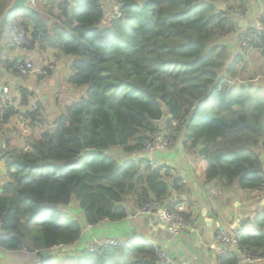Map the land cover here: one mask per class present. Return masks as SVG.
Segmentation results:
<instances>
[{"label":"trees","instance_id":"obj_1","mask_svg":"<svg viewBox=\"0 0 264 264\" xmlns=\"http://www.w3.org/2000/svg\"><path fill=\"white\" fill-rule=\"evenodd\" d=\"M36 1L43 0L5 14L10 0H0V63L17 71L18 60H4V54L22 23L29 33L23 47L38 43L57 50V58H71L68 82L86 89L52 130L29 139L30 149L5 151L10 180L0 185L2 251L27 250L41 256V264H156L155 246L142 239L102 253L75 247L85 225L126 219L132 202L165 205L168 173L142 154L157 131L173 143L183 131L186 145L200 146L209 181L264 188V87L231 80L242 57L228 65L224 43L236 29L226 11L244 14L246 0H120L121 18L106 16L103 6L112 0H53L57 13L52 9L50 18L33 6ZM230 1L236 8L217 5ZM249 45L264 52V32L261 45ZM14 113L6 110L1 121ZM39 116L29 111L24 118L38 124ZM91 148L97 152L82 155ZM128 154L135 157L124 159ZM174 181L181 188L182 179ZM73 202L80 215L67 210ZM239 241L264 258V210L240 229ZM221 260L237 264L239 257Z\"/></svg>","mask_w":264,"mask_h":264},{"label":"crops","instance_id":"obj_2","mask_svg":"<svg viewBox=\"0 0 264 264\" xmlns=\"http://www.w3.org/2000/svg\"><path fill=\"white\" fill-rule=\"evenodd\" d=\"M246 1V12L241 17L233 16L236 18V29L224 39V43L228 45V65L237 56L244 59V51L254 52L256 55L258 52L261 55V65H258L255 72H258L260 77L252 79L247 85L264 87V52L259 48L243 45L239 39L241 34L252 28L260 19L264 27V0ZM217 5L225 10L236 8L233 1L219 2ZM113 10L112 5H107L108 16L112 15ZM53 12L56 10L54 9ZM45 15L50 18L49 14ZM49 22L52 23V20ZM11 39L4 60H30L34 64V69L19 75L13 69H5L4 63H0V85L10 86L12 95L18 101L15 113L6 123L0 118V185L10 180L3 157L5 151L10 148L18 151L30 149L29 139L32 137L41 139L45 130H52L56 119L65 113L69 105L80 100L86 89V87H74L68 82L71 58L64 55L57 58V50L51 47L41 49L36 43L33 47L27 48L17 45L13 36ZM241 62L234 68V73L238 71ZM50 64L56 68L41 74V70L48 69L46 66ZM24 94H26V102L23 103ZM35 105L39 106L44 121L39 126L24 122V115ZM164 119L167 120L168 117ZM175 134L179 136L172 147L159 149L152 154L144 151L142 154L149 161H154L153 166L162 167L167 171L169 194L165 197L164 203L182 206L184 216L191 223L190 228L173 235L155 215H143L114 222L103 221L90 228H87L89 225H85L81 240L76 243L75 249H79L83 244L86 246L89 240L96 237L115 236L123 241L142 239L162 246L169 249L172 257L182 264H223L218 256V249L221 246L217 241L218 230L242 224L250 225L264 210V192L242 190L237 186H219L216 181H209L206 177L207 162L197 153L200 146L192 148L186 145L187 134L183 131ZM122 156L125 157L124 159L135 157L129 154ZM175 177L182 179L179 189L175 188ZM73 205L76 206V203ZM80 214L81 211L77 210L76 215ZM41 262V256L31 254L27 250L0 249V264H41ZM237 264L249 263L239 261ZM254 264H264V258Z\"/></svg>","mask_w":264,"mask_h":264},{"label":"built area","instance_id":"obj_3","mask_svg":"<svg viewBox=\"0 0 264 264\" xmlns=\"http://www.w3.org/2000/svg\"><path fill=\"white\" fill-rule=\"evenodd\" d=\"M35 0H31L34 2ZM113 3V13L112 18H121L123 14L121 12V7L123 2L120 0H112ZM107 5H105L104 11H106ZM227 17L230 15L235 17H241L243 12L241 10H227ZM262 27L259 24L253 30H251L250 34L248 30L243 33L242 44L249 45L252 43H257L259 45L262 44ZM29 36L27 29L25 26L20 23L18 28L15 30V34L13 36L17 45L23 46L25 38ZM17 72L19 75H24L29 71L34 69L33 64L31 62L25 61L24 59H19L17 61ZM5 69L7 66L4 65ZM48 69H42L41 74H46L48 70H54L56 67L52 64L46 66ZM10 86H4L2 91L0 92V118L2 119L6 110H16L18 106L17 99L12 95ZM37 110V106H34L31 111ZM24 122H28V119L24 118ZM173 141H171L165 132L157 131L155 132L150 139L145 141L143 145V150L152 154L153 152L159 149H167L172 147ZM152 165H155L153 160H150ZM259 176L263 180L264 183V168L259 173ZM264 185V184H263ZM259 192H264V188L259 190ZM183 207L180 205H176L172 208H167L162 205L159 201L150 199L144 203L132 202L131 206L127 209L126 219L130 220L133 218L141 217L143 215H155L169 230V232L173 235H178L182 231L189 229L191 223L184 216ZM108 222V220H105ZM91 226V225H89ZM245 224L241 226L232 227V228H221L217 232V241L221 244L218 249V256L221 258L225 256H229L233 253H236L239 257V261H244L249 264H254L260 261L261 257L253 256L249 251H247L239 241V231L243 228ZM3 234L2 231V222L0 220V236ZM128 241H123L122 239L114 236H105V238L96 237L94 238L88 245V249L94 253H102L105 249L109 247H116L127 243ZM156 248L157 258L156 264H182L176 261L172 255L170 254L169 249H165L162 246H158L153 244Z\"/></svg>","mask_w":264,"mask_h":264},{"label":"rangeland","instance_id":"obj_4","mask_svg":"<svg viewBox=\"0 0 264 264\" xmlns=\"http://www.w3.org/2000/svg\"><path fill=\"white\" fill-rule=\"evenodd\" d=\"M31 3H33V2H30L29 3V5L31 4ZM55 5V6H54ZM56 3L53 1V0H43V1H36V4H33V6H35V7H40L39 9H41L42 10V12L44 13V14H49V15H51V12H52V9L54 10V7H56ZM53 13V12H52ZM53 15H54V13H53ZM16 16V15H15ZM14 16V17H15ZM261 25V27H262V31H264V27H263V21H262V19H260L258 22H257V24H255L252 28H250L249 30H253L256 26H258V25ZM251 32V31H250ZM14 34H15V32H14ZM14 34H13V36H14ZM15 41V40H14ZM39 47H40V44H39ZM244 59H241L240 60V62H241V64H240V66H238V71L236 72V73H234V75L235 76H233L232 78H231V80H233L234 81V79H235V83H237V84H239V85H242V83H245L246 85L247 84H250V81L252 80V79H257V78H259L260 77V75H259V73L257 72H255L256 71V69L258 68V65H261V62H260V59H261V55L257 52V55L256 54H254V52L252 53V52H245L244 51ZM26 61H28V62H31L32 64H33V62L32 61H30V60H26ZM33 67H34V64H33ZM252 68H253V70H252ZM261 72H262V70H261ZM262 74V73H261ZM35 106H37V105H35ZM34 107V106H33ZM33 107H31V109H30V111L33 109ZM37 110L39 111V113H40V116H39V118H38V124H34V125H38L39 126V124H41V121H42V114H41V112H40V108H39V106H37ZM37 110H35V111H37ZM3 119V118H2ZM28 122H30V120L28 119ZM260 155L261 156H263L264 157V149H262L261 150V152H260ZM74 203H76V202H73L72 204H71V209H67L68 211H70L72 214H74V213H76V211L75 210H78V209H76L77 208V203H76V206L75 205H73ZM72 207H75V209H72ZM264 209V208H263ZM87 228H90V226H88ZM115 237V236H114ZM100 238H105V236H100ZM93 240V239H92ZM92 240H89L87 243H86V247H88V245H89V243L92 241Z\"/></svg>","mask_w":264,"mask_h":264},{"label":"water","instance_id":"obj_5","mask_svg":"<svg viewBox=\"0 0 264 264\" xmlns=\"http://www.w3.org/2000/svg\"><path fill=\"white\" fill-rule=\"evenodd\" d=\"M31 2V0H10L9 5L6 7L5 10V14H8L9 12L18 9V8H25L29 6V3ZM103 22H106L105 20ZM3 89V85H0V92ZM97 150L94 148L91 149H86L82 155H87V154H94L96 153ZM72 249L71 246H63L61 248V251H67ZM59 251V248H54V249H49L46 251V253H57Z\"/></svg>","mask_w":264,"mask_h":264},{"label":"clouds","instance_id":"obj_6","mask_svg":"<svg viewBox=\"0 0 264 264\" xmlns=\"http://www.w3.org/2000/svg\"><path fill=\"white\" fill-rule=\"evenodd\" d=\"M107 12H108V11H107ZM105 14H106V16H108L107 13H105ZM129 242H131V241H128L127 243H129ZM57 248H58V247H57Z\"/></svg>","mask_w":264,"mask_h":264}]
</instances>
